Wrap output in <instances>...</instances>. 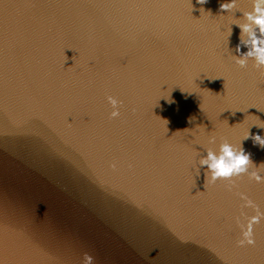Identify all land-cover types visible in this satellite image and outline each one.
Returning a JSON list of instances; mask_svg holds the SVG:
<instances>
[{
	"label": "water",
	"instance_id": "1",
	"mask_svg": "<svg viewBox=\"0 0 264 264\" xmlns=\"http://www.w3.org/2000/svg\"><path fill=\"white\" fill-rule=\"evenodd\" d=\"M230 2L0 0V264H264V217L237 224L264 183L201 166L230 144L264 176L257 0Z\"/></svg>",
	"mask_w": 264,
	"mask_h": 264
},
{
	"label": "clouds",
	"instance_id": "2",
	"mask_svg": "<svg viewBox=\"0 0 264 264\" xmlns=\"http://www.w3.org/2000/svg\"><path fill=\"white\" fill-rule=\"evenodd\" d=\"M197 2L203 5L207 0H197ZM262 5H264V0H257V2L253 4L252 11L243 14L244 19L247 20L248 23L238 25L242 34L245 32L252 33V35H250L251 50L257 54L253 59H255L258 69H264V7H262ZM236 6V0H231L230 3L222 4L221 10L228 12L230 9L236 8ZM244 45L249 48L248 44ZM236 51L237 53L240 52L239 46ZM240 56H251V52L247 51L246 54ZM238 63L241 68L245 67V61L243 59H240ZM107 100L113 109L110 118H118L120 116V102L112 96H108ZM253 139L256 143L264 147V138L256 135ZM251 163L249 154H246L242 148L234 151L230 144H223L221 145L220 153L217 155L209 152L207 156L202 159L201 166H206L205 176L207 184H214L218 180L231 181L233 177H241L243 175H249L250 178L254 179L257 183H264V176L260 175L258 172L249 173ZM112 167L115 169L116 165L113 164ZM242 199L247 198L242 197ZM252 206L251 201H248L245 205V207ZM241 215H244V213L241 212ZM262 217H264V213L250 217L247 224H240L239 220H237L242 237L238 241V246L244 247L255 245L253 224L258 223ZM92 260L93 258L91 256L85 254V264H92Z\"/></svg>",
	"mask_w": 264,
	"mask_h": 264
}]
</instances>
